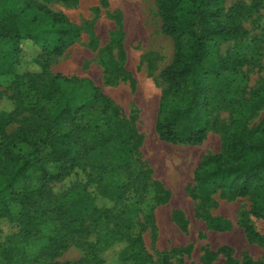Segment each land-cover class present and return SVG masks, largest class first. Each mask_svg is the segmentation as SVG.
<instances>
[{
	"label": "rangeland",
	"instance_id": "rangeland-1",
	"mask_svg": "<svg viewBox=\"0 0 264 264\" xmlns=\"http://www.w3.org/2000/svg\"><path fill=\"white\" fill-rule=\"evenodd\" d=\"M35 1L63 14L80 27V33L62 54L49 58V67L43 72L38 54L40 43L51 42L49 36L42 35L40 43L23 37L34 25L44 24L45 18L34 7L23 10L25 0H0V22L7 13L22 11L17 27L22 36L17 63L12 74L0 73V116L5 129L10 132L24 124L35 104L32 87L60 73L87 79L98 87L120 107V117L130 133L127 154L121 153L123 146L118 142L107 144L114 124L90 102L80 111L72 108L74 117L62 119L60 127L71 133L76 149L83 154L67 176L49 183L47 190L66 193L76 185L86 187L101 211L109 209L110 218L87 238L79 239V243L90 246L75 243L54 261L75 262L97 251L106 264H115L125 240L103 246L102 236L116 231L121 235L140 234L150 256L147 264H264V220L250 215L251 195L238 198L219 190H193L194 171L226 152L230 134L264 127V0H221L220 20L239 23L244 33L229 40L216 37L208 43L204 61L208 73L202 80L207 88L208 130L204 140L194 145L162 141L155 131L166 87L160 73L173 57V42L161 31L156 0ZM27 15L36 16V23L27 22ZM182 47H187L186 38ZM6 50L0 46V52ZM75 87L81 93L77 100H83L89 92L86 83H76ZM62 89L67 93L69 85L63 83ZM53 105L52 101L38 102L48 110ZM95 123L99 134L93 131ZM91 139L97 143L96 149H90ZM19 147L21 159L16 162L28 160L33 165L28 170L29 178L17 181L15 187H37L41 167L48 173L56 172L46 146H41L37 154L31 153L28 144ZM2 166L6 165L1 160ZM10 202H0V247L21 248L11 218L20 206ZM214 219L224 220L226 228L217 230ZM245 225L252 229V240L246 238ZM48 226L43 225L46 232ZM44 243L45 238L29 240L27 257L34 258Z\"/></svg>",
	"mask_w": 264,
	"mask_h": 264
},
{
	"label": "trees",
	"instance_id": "trees-1",
	"mask_svg": "<svg viewBox=\"0 0 264 264\" xmlns=\"http://www.w3.org/2000/svg\"><path fill=\"white\" fill-rule=\"evenodd\" d=\"M156 3L161 31L173 42V57L160 73L166 87L160 99L155 131L162 141L199 144L208 130L207 88L202 82L208 73L204 66L208 43L216 37L223 40L234 39L244 31L239 23H223L220 20L221 0H156ZM23 7V10L36 8L45 18L44 24L34 25L23 37L40 43L42 35L49 36L51 42L40 43L41 53L38 54L39 65L44 72L49 67V58L62 54L78 38L80 27L63 14L53 12L35 0H25ZM21 12L7 13L0 22V46L7 47V53L0 52L2 74H12L13 64L17 63L22 38L17 29ZM26 20L35 24L37 17L27 15ZM183 38H186L187 43L185 49L182 47ZM79 82L86 83L89 89L81 101L77 100L81 93L75 87ZM63 83L69 85L67 93L62 89ZM32 88L35 104L30 108L22 126L8 132L0 116V161H4L6 165L0 167V202L7 199L20 206L15 216H9L16 223V235L21 244V248L0 247L2 264H59L54 261L56 256L75 243L90 246V243H79V239L87 238L95 227L110 218L109 209L101 211L86 187L76 185L66 193L47 190L49 183L62 181L83 154V150L76 149V140L71 133L60 127L63 118L74 117L72 108L80 111L85 103L90 102L92 106L96 104L100 113L107 114L106 120L114 124L113 132L106 137L105 142H118L123 146V154L130 150V133L126 121L120 117V107L113 104L91 81L57 73L40 80ZM39 101H52L54 105L48 110L39 107ZM183 120L184 126H181ZM93 126V131L99 134L98 123ZM93 141L90 140V149H96L97 143ZM21 143L28 144L33 154L39 153L41 146H46L49 158L55 164V173H48L41 167V182L33 189L26 185L15 187L17 181L29 178L28 170L33 165L28 160L20 164L16 162L21 159ZM225 150L224 154H219L196 168L193 190H219L221 194L238 198L251 195L250 215L264 220V127H257L245 134L233 132L227 137ZM8 213L10 214L9 210ZM44 224L49 225L48 232L43 228ZM213 226L217 230H223L227 225L224 220L214 219ZM244 232L246 238L252 240L251 227L245 225ZM41 238H45V243L40 251L34 258H28L25 254L26 244L29 240ZM122 238L126 245L118 252L115 264H147L150 256L144 249L139 233L132 236L107 231L102 236V245ZM98 239L94 244L98 243ZM89 254L75 262L64 264H106L97 251ZM245 261L249 263L248 258Z\"/></svg>",
	"mask_w": 264,
	"mask_h": 264
}]
</instances>
